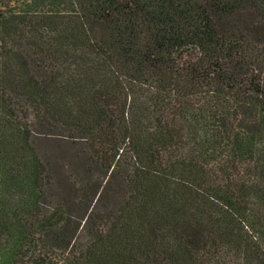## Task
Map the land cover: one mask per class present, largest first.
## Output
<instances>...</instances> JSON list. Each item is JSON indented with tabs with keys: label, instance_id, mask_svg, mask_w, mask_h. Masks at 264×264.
Returning a JSON list of instances; mask_svg holds the SVG:
<instances>
[{
	"label": "trees",
	"instance_id": "16d2710c",
	"mask_svg": "<svg viewBox=\"0 0 264 264\" xmlns=\"http://www.w3.org/2000/svg\"><path fill=\"white\" fill-rule=\"evenodd\" d=\"M0 264H264V0H0Z\"/></svg>",
	"mask_w": 264,
	"mask_h": 264
},
{
	"label": "rangeland",
	"instance_id": "374dc122",
	"mask_svg": "<svg viewBox=\"0 0 264 264\" xmlns=\"http://www.w3.org/2000/svg\"><path fill=\"white\" fill-rule=\"evenodd\" d=\"M65 141L66 139L65 138H62V137H53V138H42V141H40V151L43 152V155L44 156H48V154L50 155V161H53L54 163V166L55 167H58L57 169V173H56V176L58 178L59 181H61L63 183V179L68 175V165H72V166H76L77 165V161L73 158H70L72 157V155H80L81 154V148L80 146L76 145V146H73L72 149H70V155H66L65 153V150L67 147V144H65ZM43 151H42V150ZM48 154H47V153ZM59 153L61 155H63V157L61 155H59ZM53 154L56 155V158L58 157L60 160H58L60 163L59 164H55L57 163L56 161V158H53ZM46 156V158H47ZM75 157V156H74ZM79 161V159H78ZM72 166L69 168V171L70 169L72 168ZM104 176L105 174L102 173L101 170H98L96 169L94 171V173L90 176V179L89 180H92L91 183L98 188V186L100 184H102V182H104ZM104 202L107 203L108 205V201L112 202V199H107V195H105V198L103 199ZM77 204H71L70 207L67 209V211L64 213L63 211L60 212L59 215L56 214V219L60 220L61 223L63 224V219L64 217H68L69 215H72V217L76 218L78 217L77 216V210H78V207H76ZM60 210V207L57 208V211L59 212ZM99 214L101 215H106V214H102L101 210L99 211Z\"/></svg>",
	"mask_w": 264,
	"mask_h": 264
}]
</instances>
